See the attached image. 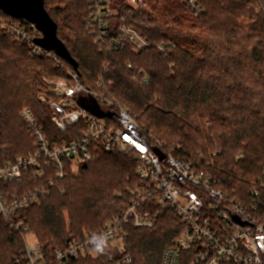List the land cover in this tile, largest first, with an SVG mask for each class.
<instances>
[{"label":"trees","instance_id":"trees-1","mask_svg":"<svg viewBox=\"0 0 264 264\" xmlns=\"http://www.w3.org/2000/svg\"><path fill=\"white\" fill-rule=\"evenodd\" d=\"M110 1L118 12L115 22L126 18L149 48L137 52L130 43L116 51L96 46L85 24L89 0H43L83 84L94 91L100 83L142 129L169 149L200 157L229 196L248 206L256 201L263 213L264 0H202L199 16L186 0H145V9L130 8L125 0ZM0 17L13 18L1 7ZM60 62L63 68L32 55L24 42L0 31V166L38 147L20 117L24 109L32 111L51 144L71 140L80 129L58 131L50 108L38 100L44 79L65 80L74 70ZM137 165L133 156L107 152L96 143L92 160L78 174L49 187L50 196L39 205L12 220L0 218V264L25 262V242L13 228L16 223L35 236L49 262L58 248L97 233L129 201V190L139 182ZM30 180L31 189L36 188L37 182ZM184 229L172 212H165L152 229L131 227V264H160ZM182 257V264H190V255ZM70 264L113 262L106 255Z\"/></svg>","mask_w":264,"mask_h":264},{"label":"built area","instance_id":"built-area-1","mask_svg":"<svg viewBox=\"0 0 264 264\" xmlns=\"http://www.w3.org/2000/svg\"><path fill=\"white\" fill-rule=\"evenodd\" d=\"M201 2L185 3L199 16L204 12ZM125 3L134 9L147 8L145 0ZM89 6L85 24L96 46L116 51L130 43L137 52L149 48L148 40L130 27L126 18L121 16L115 22L118 12L110 0H89ZM0 31L24 42L32 55L49 58L63 68L61 59L39 44L43 39L41 31L24 17H0ZM158 49L168 53L165 45ZM127 67L130 69L131 64ZM139 75L144 84H149L147 76ZM38 100L50 108L51 122L58 131L80 129L71 140L51 144L32 111L22 110L20 117L38 147L33 153L0 166V218L12 220L21 211L39 205L50 196L49 187L78 174L81 166L92 160L96 143L107 152L133 156L138 162L139 182L129 190V201L118 216L97 233L58 248L54 262L46 259L37 241L28 245L27 236L31 234H27V228L13 224L25 242L24 264H70L81 258L106 255L113 264H131L129 229H152L165 212L174 213L185 229L173 246L164 251L160 264H182L184 254L190 255V264H264V212L257 202L248 206L229 196L208 164L200 157L184 156L179 150L169 149L142 129L132 112L108 95L100 83L97 90H90L77 71H68L65 80L44 79ZM82 100H95L100 111L111 117L92 114L81 105ZM30 178L37 182L34 189L27 181ZM15 185L24 187L18 189Z\"/></svg>","mask_w":264,"mask_h":264},{"label":"water","instance_id":"water-1","mask_svg":"<svg viewBox=\"0 0 264 264\" xmlns=\"http://www.w3.org/2000/svg\"><path fill=\"white\" fill-rule=\"evenodd\" d=\"M0 7L15 19L24 17V19L35 24L43 34V39L39 44L47 51L54 52L77 71L78 64L71 57L66 46L59 40L57 25L45 10L43 0H0ZM81 105L90 110L92 114L100 117H111L110 114L107 115L100 111L95 100L89 102L82 100Z\"/></svg>","mask_w":264,"mask_h":264},{"label":"rangeland","instance_id":"rangeland-1","mask_svg":"<svg viewBox=\"0 0 264 264\" xmlns=\"http://www.w3.org/2000/svg\"><path fill=\"white\" fill-rule=\"evenodd\" d=\"M27 240L29 246H32V244L36 241L35 236L32 234L27 236Z\"/></svg>","mask_w":264,"mask_h":264}]
</instances>
